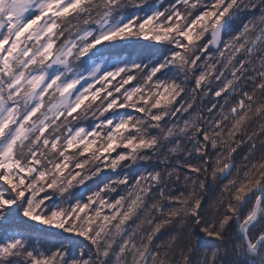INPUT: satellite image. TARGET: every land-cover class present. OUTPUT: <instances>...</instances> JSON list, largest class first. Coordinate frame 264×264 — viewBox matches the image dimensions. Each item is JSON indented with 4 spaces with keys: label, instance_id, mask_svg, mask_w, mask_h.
I'll return each instance as SVG.
<instances>
[{
    "label": "snow or ice",
    "instance_id": "obj_1",
    "mask_svg": "<svg viewBox=\"0 0 264 264\" xmlns=\"http://www.w3.org/2000/svg\"><path fill=\"white\" fill-rule=\"evenodd\" d=\"M0 230V264H264V0H0Z\"/></svg>",
    "mask_w": 264,
    "mask_h": 264
},
{
    "label": "trees",
    "instance_id": "obj_2",
    "mask_svg": "<svg viewBox=\"0 0 264 264\" xmlns=\"http://www.w3.org/2000/svg\"><path fill=\"white\" fill-rule=\"evenodd\" d=\"M131 51H132L131 49L124 51L122 53V55H123L122 59L129 58ZM189 84H191V82H189ZM80 124L85 126V127H90L92 124V121L91 120H82V121H80ZM237 163L238 164L240 163V157H237ZM143 167H144V165L141 164L138 166H133L131 169H127L126 171H128L130 175H135V174H138L140 171H142ZM114 175L115 174H113V173L102 174L101 182H104L107 179L114 177ZM93 187H95V185H93ZM209 195H211V193H209ZM30 231L33 232L35 236H40V235L45 236V242L46 243H57L63 238L60 234H57L55 232V230H48V231L42 230L41 226H39V225L30 226ZM3 237H4V232H3V230H0V239H2ZM160 239L161 240L166 239V236H162ZM75 241H76L75 237H73L69 240L70 246L73 247V249H72L73 254H75V251H76L74 248ZM200 243H201V245H205V241H203V240ZM212 243L213 242H208L207 245H205V246L210 247Z\"/></svg>",
    "mask_w": 264,
    "mask_h": 264
}]
</instances>
